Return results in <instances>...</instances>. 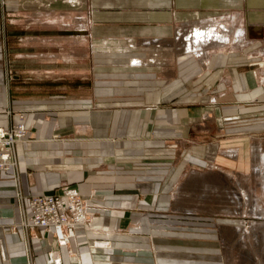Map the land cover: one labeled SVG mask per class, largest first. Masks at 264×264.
I'll use <instances>...</instances> for the list:
<instances>
[{"label":"crops","instance_id":"crops-1","mask_svg":"<svg viewBox=\"0 0 264 264\" xmlns=\"http://www.w3.org/2000/svg\"><path fill=\"white\" fill-rule=\"evenodd\" d=\"M9 1L14 3L6 5L8 12L19 10L16 2H30L33 12L41 5L47 13H87L89 37L97 45L115 41L109 44L108 62L121 66L99 76L93 103L83 98L44 103L15 99L5 83L0 41V127L17 122L9 113L17 110H24L25 124L34 126L17 145L23 209L28 212L29 199L38 194H76L93 216L90 230L77 226L67 231L70 242L64 246L52 229H34L27 238L35 264H223L213 247L217 235L204 226L208 223L166 214L184 169L190 163L204 165L202 147L181 151L178 157L173 144L190 138L196 123L204 130L214 121L230 136L263 129L259 120L248 127L229 124L264 114V85L256 84L254 72L245 78L239 73L245 63L238 53L209 54L207 49L201 62L171 47H137L141 40H171L177 23L196 21L198 10L207 12L215 0ZM235 2L239 8L245 5L244 0ZM250 2L262 11L252 21L264 24V0ZM143 50L149 52L146 60ZM134 58L143 63L132 65ZM229 137L220 144H229ZM217 147L207 156L216 157ZM15 191L11 175L1 174L0 264L28 263L24 233L16 226L22 209ZM105 225L128 231L107 236L94 231ZM98 238L108 239V246L94 248Z\"/></svg>","mask_w":264,"mask_h":264},{"label":"rangeland","instance_id":"rangeland-1","mask_svg":"<svg viewBox=\"0 0 264 264\" xmlns=\"http://www.w3.org/2000/svg\"><path fill=\"white\" fill-rule=\"evenodd\" d=\"M250 1L244 0L245 5L239 8L235 0H231L230 4L228 0H215V5L207 12L204 7L197 11L196 21L194 18L193 22L177 23L178 26L173 32L175 35L171 40H141L137 42V47H171V51L175 48L183 55H192L201 62L207 49L209 54L221 50L226 53H238L240 62L245 63L239 67V73L245 78L247 74L254 72L256 84L264 85V24L255 25L256 22L252 21V15L262 11L261 7L253 6ZM11 3L9 0H0L2 63L5 83L11 97L37 103L78 98L95 102L101 84L99 76L121 68L116 62H108L112 59L109 55L112 45L109 44H114L115 41L105 40L102 41L105 45H97L98 42L89 37V23L85 25V21L89 19L87 13H47L44 11L47 8H42L44 6L41 5L39 12H33L35 6L32 7L33 3L31 5L30 2H26L25 6L16 2L20 5L19 10L8 12L5 8ZM79 23H84L86 29L79 26ZM195 28H203L205 32L215 31L214 33L223 39L211 40L202 48L192 44L193 49L186 52L189 43L187 38ZM137 47L133 44L132 48ZM143 51L147 53L143 58L146 60L149 52ZM129 63L139 65L143 61L134 58ZM227 76L224 81L229 79L230 76ZM9 113L17 117V122H11L9 128L16 126L18 122L23 123L26 134L22 139L27 140L34 126L25 124L24 110ZM258 117L247 116L229 124L231 128L248 127L258 124L259 120L263 129L258 131L230 136L224 134V128L216 125L214 121L204 130H199L196 123L191 125L195 132L193 131L190 138L178 140L173 144L178 157L181 151L193 152L194 148L202 147L204 156L201 160L204 165L190 163L184 169L166 214L178 215L182 220L190 218L208 223L209 225L204 226L217 235L213 239L214 242H211L213 247L219 250L218 256L223 264H264V161L259 159L257 162L253 156L255 148L260 155H264V114ZM31 121L33 123L32 119ZM227 136H230L229 140L232 141L229 144H220V140ZM235 139L238 140L234 142ZM18 142L13 143L17 165L14 170L6 171L10 175L15 171L17 178L21 174L20 158L17 157ZM214 144H218V150L213 158L207 154ZM102 168L105 170L108 167L102 163ZM61 173L65 179V172ZM17 181L19 182V179ZM19 191L21 194L20 189ZM15 198L22 214V199H18L16 195ZM87 218L84 227L89 229L92 228L93 216L87 215ZM21 220L22 215L16 226H19ZM94 231L113 235L127 233L128 230H117L105 225ZM24 237L27 264H35V255L32 253L26 232ZM57 241L60 246H64L69 244L70 239L66 243ZM186 241L189 240H180L181 243ZM108 243V239L98 238L92 246L104 248Z\"/></svg>","mask_w":264,"mask_h":264},{"label":"built area","instance_id":"built-area-1","mask_svg":"<svg viewBox=\"0 0 264 264\" xmlns=\"http://www.w3.org/2000/svg\"><path fill=\"white\" fill-rule=\"evenodd\" d=\"M12 128L0 127V175L14 170L17 159L13 143L20 141L26 134L25 125L21 122ZM16 187L15 195L22 199L15 171L11 175ZM17 182V184H16ZM28 212L23 209L19 228L30 236L36 228L52 229L57 240L66 243L68 230L87 223L86 205L76 194L61 195L54 192L32 196L28 201Z\"/></svg>","mask_w":264,"mask_h":264},{"label":"bare ground","instance_id":"bare-ground-1","mask_svg":"<svg viewBox=\"0 0 264 264\" xmlns=\"http://www.w3.org/2000/svg\"><path fill=\"white\" fill-rule=\"evenodd\" d=\"M203 29V28H202ZM201 28H195L193 30V32L190 34V36L187 38L189 40L188 43V47L186 48V52H189L190 49L192 48V44H194L193 46L198 47V48H202L204 46L207 45V43L211 40H219L221 41L223 39V37L218 36L217 33H214L215 31H203ZM216 29V28H215ZM181 31V30H180ZM218 32V31H217ZM238 34V33H237ZM240 36V35H239ZM228 39V38H227ZM238 39V37H237ZM239 40V39H238ZM229 41V40H228ZM187 42V41H186ZM193 49V48H192ZM189 50V51H188ZM197 56V54H195ZM24 141L23 139H21L19 142ZM18 142V143H19ZM253 156L254 158L257 160L261 159L262 161H264V155H260L257 151V148L254 149L253 152ZM18 157V156H17ZM19 161V159H18ZM258 162V161H257ZM253 164V163H252ZM256 165V164H255ZM19 179V183H20V177ZM17 184V182H16Z\"/></svg>","mask_w":264,"mask_h":264}]
</instances>
